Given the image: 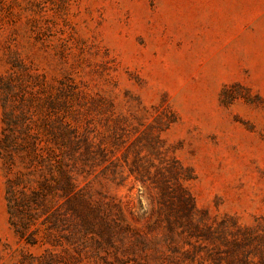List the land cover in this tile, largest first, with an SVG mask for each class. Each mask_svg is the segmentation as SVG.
I'll use <instances>...</instances> for the list:
<instances>
[{"label":"rangeland","instance_id":"rangeland-1","mask_svg":"<svg viewBox=\"0 0 264 264\" xmlns=\"http://www.w3.org/2000/svg\"><path fill=\"white\" fill-rule=\"evenodd\" d=\"M15 64L70 87L95 213L81 226L61 206L27 243L0 156V264H228L186 227L182 189L199 229L264 225V0H0V77Z\"/></svg>","mask_w":264,"mask_h":264},{"label":"trees","instance_id":"trees-1","mask_svg":"<svg viewBox=\"0 0 264 264\" xmlns=\"http://www.w3.org/2000/svg\"><path fill=\"white\" fill-rule=\"evenodd\" d=\"M71 97V89L64 82L53 88L48 83L40 85L29 71L16 64L0 77V156L5 170L8 219L14 231L32 245L36 243L33 231L39 226L38 220L52 214L45 219L49 226L57 225L59 218L53 220L51 216L56 217L61 206L66 207V217H74L81 226L89 224L90 215L95 213L76 175ZM179 177L175 176L177 182ZM182 190L178 202L184 205L186 227H197L200 236H217L225 243L228 264H264L262 223L250 227L233 220V229L225 224L220 229L210 225L199 229L194 223L193 196ZM170 191L174 189L164 183L163 193ZM167 220L172 234H177L175 222ZM120 222L129 225L125 220ZM220 259L221 264L223 258Z\"/></svg>","mask_w":264,"mask_h":264}]
</instances>
